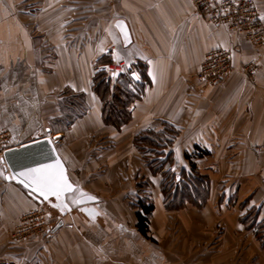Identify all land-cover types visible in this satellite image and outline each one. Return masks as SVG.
Segmentation results:
<instances>
[{"label":"crops","instance_id":"0c3cea01","mask_svg":"<svg viewBox=\"0 0 264 264\" xmlns=\"http://www.w3.org/2000/svg\"><path fill=\"white\" fill-rule=\"evenodd\" d=\"M256 7L261 19L264 0ZM118 22L130 30L128 48ZM219 48L232 53L233 71L208 86L197 75ZM104 57L114 66L143 67L135 81L144 94L121 131L104 124L93 90L95 67ZM258 58L252 84L243 68ZM68 93L84 95L85 113L81 109L72 125L65 124ZM168 126L178 133L174 170H189V156L209 178V201L201 209L168 211L162 178L152 177L135 148L138 135ZM5 133L9 150L52 140L71 182L96 202L78 206L68 198L73 212L62 217L9 182L0 159V264H264L256 230L242 221L252 212L264 222V48L208 24L192 0H0ZM146 179L149 191L139 189ZM146 196L155 211L142 235L135 206ZM37 207L47 214L50 233L13 243L20 219Z\"/></svg>","mask_w":264,"mask_h":264},{"label":"trees","instance_id":"16d2710c","mask_svg":"<svg viewBox=\"0 0 264 264\" xmlns=\"http://www.w3.org/2000/svg\"><path fill=\"white\" fill-rule=\"evenodd\" d=\"M113 63L112 59L106 57L99 60L95 67L93 90L103 104L102 117L104 124L121 131L132 123L133 115L130 109L137 100L142 98L144 86L141 82L134 80L132 86H130L122 81V77L111 76L108 67ZM141 69L143 72V67ZM132 88L136 89L137 94L132 91ZM67 95L70 97L66 99L65 103L70 112H68L65 124L72 125L82 116L79 113L81 109L83 114L85 113L84 95L79 97L74 93H68ZM177 137V131L169 126L159 132L146 131L135 138V148L142 156L152 177L160 176L162 178L161 188L164 206L168 211L185 210L190 206L201 209L209 201L210 181L207 176H202L193 162L194 158L189 156H185V159L190 161L189 170H183L179 173L174 170L176 158L171 149ZM139 189L149 191L151 183L147 179L142 180ZM135 210L139 220L138 230L142 235H147L155 205L146 196L136 204ZM257 219V216L254 217V213L251 212L250 215L242 218V221L250 229L256 230L257 238L264 247V222L259 224Z\"/></svg>","mask_w":264,"mask_h":264},{"label":"built area","instance_id":"2783aa9c","mask_svg":"<svg viewBox=\"0 0 264 264\" xmlns=\"http://www.w3.org/2000/svg\"><path fill=\"white\" fill-rule=\"evenodd\" d=\"M192 3L198 15L205 18L208 24L226 26L230 31L243 35L256 49L264 48V24L256 7V0H221L218 3L215 0H192ZM261 61L262 58L254 59L243 68V74L252 84L257 82ZM114 65L108 69L110 75L118 73L114 77H122V81L130 86H132L133 80L135 81V76H139L142 72L141 67L137 64L131 67L126 64ZM232 71V53L219 48L205 58L197 79L208 86H217L227 80ZM8 142L9 134H0V159H3L6 151L9 150L6 149ZM49 233L47 214L42 207H37L22 216L19 226L12 235V242L20 244L28 242L32 238L47 236Z\"/></svg>","mask_w":264,"mask_h":264},{"label":"water","instance_id":"95a60500","mask_svg":"<svg viewBox=\"0 0 264 264\" xmlns=\"http://www.w3.org/2000/svg\"><path fill=\"white\" fill-rule=\"evenodd\" d=\"M118 23H122L124 25L125 31L127 32L128 38L126 40L121 29L117 27L119 32H120L124 48H128L132 44V38L130 35V30L128 29V26L124 22H118ZM57 158H59L60 161L62 162L64 168L66 169L67 176L70 180L67 168H66L63 160L61 159V157L58 154V151L56 149V145L50 139H42V140H38L36 142H32L30 144L23 145L21 147L12 148V149L6 151V153L4 154V157L2 159V163L5 166L6 172H8V177H17L16 179H8L9 182H11V181L18 182L24 188H26L35 198H37L39 200V202H41L42 204L45 203L47 206H50L54 209L59 210L61 212L62 217H66L68 214L73 212V208L71 207V205L68 202V197L72 196L74 193L66 194L65 203L68 205V208L64 211H61L59 208H55L52 206L53 204L58 203V201H56L55 197H50L48 201H45V200H43L42 197L39 196L38 193L33 192L30 187H25L24 184L19 182L20 179H23V177H20V175H19L21 172H26L27 170H29L31 168H36V167H39L41 165L54 163ZM70 182H71V180H70ZM26 183H27V181H26ZM74 187H75V185H74ZM95 202H96V200L89 201V202L84 203V204H79L78 206H85V205L92 204ZM63 225H64V221H62L55 228L54 233L59 228H61Z\"/></svg>","mask_w":264,"mask_h":264},{"label":"snow or ice","instance_id":"6c2138e0","mask_svg":"<svg viewBox=\"0 0 264 264\" xmlns=\"http://www.w3.org/2000/svg\"><path fill=\"white\" fill-rule=\"evenodd\" d=\"M261 19H264V17H261ZM116 26L121 29L125 39L127 40L128 37L127 32L124 29V25L122 23H118ZM117 62H119V57H117ZM112 75L115 76L118 75V73H112ZM135 78L139 79L138 76H135ZM19 175L20 177H23V179H20L19 182L24 184L25 187H30L32 191L38 193L43 200L48 201L50 197H55L58 203H55L52 206L59 208L61 211L68 208V205L65 203L66 194H75V198H68L76 205L84 204L96 199L94 196L89 195L79 187H74V185L70 182L66 169L59 158H57L54 163L31 168L26 172H21ZM5 178L16 179L17 177ZM89 215H92L91 210H89Z\"/></svg>","mask_w":264,"mask_h":264}]
</instances>
